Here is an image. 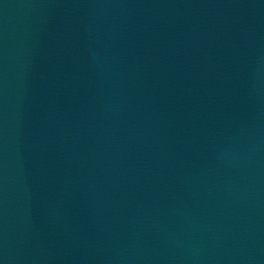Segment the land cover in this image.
Wrapping results in <instances>:
<instances>
[{
  "label": "water",
  "instance_id": "1",
  "mask_svg": "<svg viewBox=\"0 0 264 264\" xmlns=\"http://www.w3.org/2000/svg\"><path fill=\"white\" fill-rule=\"evenodd\" d=\"M0 264H264V0H0Z\"/></svg>",
  "mask_w": 264,
  "mask_h": 264
}]
</instances>
